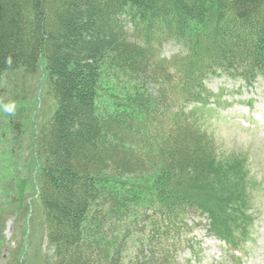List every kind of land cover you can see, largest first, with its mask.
Masks as SVG:
<instances>
[{
    "label": "trees",
    "instance_id": "16d2710c",
    "mask_svg": "<svg viewBox=\"0 0 264 264\" xmlns=\"http://www.w3.org/2000/svg\"><path fill=\"white\" fill-rule=\"evenodd\" d=\"M213 79L264 86V0H0V261L200 264L203 218L242 244L253 198L208 133L234 101Z\"/></svg>",
    "mask_w": 264,
    "mask_h": 264
},
{
    "label": "rangeland",
    "instance_id": "374dc122",
    "mask_svg": "<svg viewBox=\"0 0 264 264\" xmlns=\"http://www.w3.org/2000/svg\"><path fill=\"white\" fill-rule=\"evenodd\" d=\"M176 49L173 44L165 46L163 56H170ZM208 86L214 93L223 90L221 99L224 98L226 102L234 100L224 109L217 110L213 107L216 112L207 113L205 123L208 133L215 138L221 154L228 156L235 154L244 158L248 170L246 183L252 193L253 216L252 227H249L246 236L248 242L245 248L242 247L245 255H240L242 256L240 264H264V86L258 82L253 88L246 89L242 88L241 83L224 79L210 80ZM43 102L45 104L43 103L40 109L41 118L46 115L44 106L47 105V99ZM29 135L30 133L25 137L26 142ZM27 145L28 143H25V146ZM200 221L201 226L193 233L196 237L194 242L201 248L200 264H239L229 258L228 242L209 234L208 220L205 221L203 218ZM14 226L13 219L7 220L4 232L6 240L11 237ZM30 228L34 236L41 228L39 220L34 218ZM9 245L13 246V244ZM191 263L193 264V261ZM0 264H7V262L0 261Z\"/></svg>",
    "mask_w": 264,
    "mask_h": 264
},
{
    "label": "clouds",
    "instance_id": "9594fccd",
    "mask_svg": "<svg viewBox=\"0 0 264 264\" xmlns=\"http://www.w3.org/2000/svg\"><path fill=\"white\" fill-rule=\"evenodd\" d=\"M14 109H15V105L13 103H9V104L3 106V111H5L7 113H13Z\"/></svg>",
    "mask_w": 264,
    "mask_h": 264
}]
</instances>
